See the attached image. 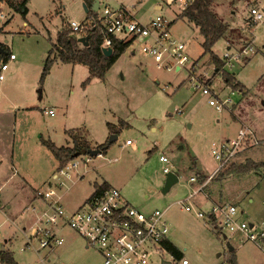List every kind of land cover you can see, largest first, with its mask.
Returning a JSON list of instances; mask_svg holds the SVG:
<instances>
[{"label":"rangeland","instance_id":"1","mask_svg":"<svg viewBox=\"0 0 264 264\" xmlns=\"http://www.w3.org/2000/svg\"><path fill=\"white\" fill-rule=\"evenodd\" d=\"M109 4L117 6L112 0ZM128 4L141 20L164 15L172 22L173 37L186 44L190 58L186 66L180 70L158 66L134 42L104 78L90 77L86 65L60 60L44 74L59 31L72 20L86 22L83 0H30L26 16L16 12L17 2L0 0V41L16 55L0 83V248L11 250L20 264H44L43 259L45 264L102 263V254L70 228H64L65 243L53 250L37 253L32 246L25 248V229L29 233L36 218L31 205H41L35 189L45 188L59 167L43 141L72 145L73 130L85 133L93 147L117 137L89 166L62 175L67 211L79 208L96 182H108L145 212L167 209L169 239L183 257L176 259L168 251L154 255L151 264H184V259L187 264H231L232 258L238 264H264V244L229 231H224L225 239L220 228L197 214L211 207L215 195L222 198L219 202L236 204L242 220L264 222V166L248 173L227 169L248 159L264 162V139L250 125L254 122L264 129V18L256 23L252 12L255 8L264 14V0H215L212 5L230 27L214 46L215 53L223 58L229 48L252 46L248 56L224 68L242 90L226 84L224 72L214 74L209 55L203 57L204 38L198 27L179 17L183 3L130 0ZM191 66L196 77L210 84L211 94L192 86ZM228 97L233 103L221 109L209 103L211 98ZM51 108L54 115L46 112ZM243 127L253 134L234 160L209 180L219 166L212 153L214 143L236 139ZM128 139L133 145L125 144ZM162 155L168 162L161 160ZM166 166L179 180L164 193ZM181 200H188L190 209L181 208Z\"/></svg>","mask_w":264,"mask_h":264},{"label":"built area","instance_id":"2","mask_svg":"<svg viewBox=\"0 0 264 264\" xmlns=\"http://www.w3.org/2000/svg\"><path fill=\"white\" fill-rule=\"evenodd\" d=\"M191 1L168 0V4L183 3L185 7ZM100 2L105 3L104 0ZM252 12L256 23L263 20V12L255 8ZM95 14L107 32L103 47H111L114 39L138 42L145 55L152 57L158 66H166L167 69L180 70L190 60L186 44L173 37L172 22L164 15L151 17L147 22H143L136 18L130 8L125 6L115 8L109 4H104ZM69 25L71 30L77 33L83 32L88 26L85 22L76 20H72ZM250 51H252V46H246L241 50L229 48L221 59L226 66H233L234 63L248 56ZM15 59L16 55L10 52L6 60H0V83L5 79L9 63ZM192 66L190 69L192 86L206 95L211 94L210 84L196 77ZM209 103L221 109L223 106L232 104L233 99L228 97L217 101L211 98ZM46 112L54 115L55 109L51 108ZM250 133L253 134L251 129L243 127L239 129L236 139L222 141L220 144L214 143L212 153L218 160L219 166L209 180L234 160L235 153ZM131 143V140H127L125 144ZM98 156H102V153ZM93 157L89 154L76 156L65 167L54 173L52 183L45 188L37 189L36 196L41 201V205H31L36 218L30 232L27 233L28 230L25 229L27 236L25 248L32 246L37 253L44 248L53 250L65 243L63 231L64 228H70L84 237L88 247H94L102 254L101 264H151L154 255L168 252L164 244L165 241L170 240V225L166 218L167 209L145 212L132 206L123 198L120 188L114 186L94 196L91 195L72 212L65 209L62 202L63 195L60 191L65 186L62 175H69L70 170L82 165L89 166ZM161 160L168 162V157L162 155ZM170 171V167L166 166L165 172ZM191 181H196V177L191 176ZM179 203L184 209H190L192 206L188 200H181ZM197 214L209 219L211 224L222 230L223 235L226 234L224 231L239 233L245 240L264 244V222L251 223L242 220L239 208L234 203L213 202L209 210H200ZM34 239L37 240V245ZM43 262L45 264L47 260L43 259ZM183 263L187 264L188 261L184 259Z\"/></svg>","mask_w":264,"mask_h":264},{"label":"trees","instance_id":"3","mask_svg":"<svg viewBox=\"0 0 264 264\" xmlns=\"http://www.w3.org/2000/svg\"><path fill=\"white\" fill-rule=\"evenodd\" d=\"M10 1L17 2V6L15 7L16 12L26 16L28 12V2L30 0ZM214 1L215 0H192L187 6H183L181 13H179V17L187 19L198 27L204 38L202 43L204 48L203 57L209 55L210 61L215 66L214 74L224 72L226 84L231 85L233 88H241L242 90L243 87L240 82H238L234 76L225 72V63L214 51V46L217 42L225 38L230 30L229 25L213 11L212 5ZM84 2L89 8L95 4V0H84ZM85 23L88 24V26L81 33L73 32L69 24L59 31L57 41L53 43L49 56L46 59L44 74L49 71L51 64L55 60H60L63 63L86 65L89 68L90 77L97 76L104 78L107 71L132 43L131 40L123 41L114 39L111 45L113 52L110 56H106L103 52V44L107 32L103 24L99 22L93 10H90L88 13ZM84 36L87 37V45H84L80 41V38ZM9 53L10 50L8 45L0 41V60H6ZM193 69L195 70V68ZM109 126H111L112 132H115L113 125ZM69 134L72 138V145L69 146H59L52 140L43 141L46 147L59 161L58 171L65 167V165L80 152H88V150L98 147L103 154L110 147L108 141L93 147L85 133L78 134L76 131L72 130ZM260 166H264V162L256 163L248 159L246 162L240 163L239 165L233 163L227 169L229 173H248L249 171L256 170ZM221 174V178L224 177L223 172ZM110 186L108 182H103L101 184L96 182L92 196L103 192ZM164 244L166 249L175 256L176 259H181L183 257L182 252L172 241L167 240ZM0 262L2 264H20L14 257L13 252L7 248H0ZM230 262L231 264H238L235 258H232Z\"/></svg>","mask_w":264,"mask_h":264},{"label":"water","instance_id":"4","mask_svg":"<svg viewBox=\"0 0 264 264\" xmlns=\"http://www.w3.org/2000/svg\"><path fill=\"white\" fill-rule=\"evenodd\" d=\"M99 5H100V0H95V7H94L92 10H93L94 12H97V11H98V7H99ZM84 8H85V11H86V12H89V7L87 6L86 3H84ZM80 41H81L84 45H87V43H88V41H87V37H85V36H84V37H81V38H80ZM103 52H104V54H105L106 56H110V55L112 54V52H113V49H112V47H103ZM116 137H117V135L112 136V138L109 140L108 144H110L111 142H113V140L116 139ZM87 153H88L89 155H91V156H98V155L101 154V150H100V148L96 147V148H93V149L88 150V152H85V151L80 152L78 155H81V154H87ZM78 155H77V156H78ZM178 180H179V176H178V174H177L176 172H173V171L168 172V173L166 174V180H165V184H164V186H163V188H162V191H163L164 193L168 192V191L172 188V186H173L175 183L178 182ZM224 238H225V239L228 238L226 234L224 235ZM229 247H230L231 250L234 249V247L231 246L230 244H229ZM3 249H5V248H3ZM165 264H169V263L167 262V263H165ZM170 264H171V263H170Z\"/></svg>","mask_w":264,"mask_h":264},{"label":"crops","instance_id":"5","mask_svg":"<svg viewBox=\"0 0 264 264\" xmlns=\"http://www.w3.org/2000/svg\"><path fill=\"white\" fill-rule=\"evenodd\" d=\"M105 1V3H101L100 2V5H99V7H98V10L99 9H101L103 6H104V4H109L110 3V0H104ZM109 3H108V2ZM115 4H117V6H115V7H120V6H125V7H127V8H130L131 9V7H130V5L128 4V2L130 1V0H112ZM83 2H84V0H83ZM85 3V2H84ZM110 5V4H109ZM111 6V5H110ZM95 7V4H94V6H92L91 8H89V12H90V10H92L93 8ZM132 7H134V4L132 5ZM157 8H161V6L160 5H158L157 6ZM89 12H86L87 13V16H86V18L85 19H87V17H88V13ZM94 12V11H93ZM135 16H136V14H135ZM136 18L138 19V20H140V21H143V22H147L151 17H149V19L147 20V21H144V20H141L140 18H138L137 16H136ZM251 124V128L260 136L259 138H263L264 139V134H263V132H264V129H263V127H260L259 128V126H256V125H254V122H253V124H252V122H250ZM128 140H130V139H128ZM128 145H133V141H132V143L131 144H128ZM66 146V145H65ZM69 146V145H68ZM55 173V172H54ZM54 173L52 174V176H51V178H50V180L45 184L46 186L48 185V184H50V183H52L54 180H53V176H54ZM214 173V172H213ZM212 173V174H213ZM112 186V185H111ZM37 189H39V188H37ZM37 189H35V193H36V191H37ZM61 190H62V188H61ZM60 190V191H61ZM62 194V193H61ZM63 195V194H62ZM92 195V194H91ZM215 195H213L212 196V199H213V202L215 201V202H219V201H222V198L221 197H214ZM35 200V199H34ZM36 200H38V198L36 199ZM63 200V199H62ZM87 200V199H86ZM85 200V201H86ZM217 200V201H216ZM201 201H203V200H201ZM227 201V200H226ZM212 202V203H213ZM84 203V202H83ZM204 204H206L205 202H203ZM222 203V202H221ZM201 204V202L199 203V205ZM209 205L211 204V202L210 203H208ZM82 205V204H81ZM80 205V206H81ZM212 205V204H211ZM201 206V205H200ZM209 209H210V207H209ZM208 209V210H209ZM171 241V240H170ZM5 248V247H4Z\"/></svg>","mask_w":264,"mask_h":264}]
</instances>
